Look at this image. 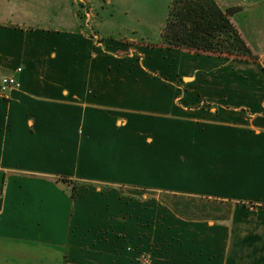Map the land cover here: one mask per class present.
Here are the masks:
<instances>
[{"label":"crops","instance_id":"crops-1","mask_svg":"<svg viewBox=\"0 0 264 264\" xmlns=\"http://www.w3.org/2000/svg\"><path fill=\"white\" fill-rule=\"evenodd\" d=\"M215 1L255 58L0 0V264H264V0Z\"/></svg>","mask_w":264,"mask_h":264},{"label":"trees","instance_id":"trees-1","mask_svg":"<svg viewBox=\"0 0 264 264\" xmlns=\"http://www.w3.org/2000/svg\"><path fill=\"white\" fill-rule=\"evenodd\" d=\"M237 7L223 10L215 0H173L162 45L235 58H255L232 21Z\"/></svg>","mask_w":264,"mask_h":264},{"label":"rangeland","instance_id":"rangeland-1","mask_svg":"<svg viewBox=\"0 0 264 264\" xmlns=\"http://www.w3.org/2000/svg\"><path fill=\"white\" fill-rule=\"evenodd\" d=\"M173 0H80L84 26L94 33V3L112 5L106 9L109 28L134 40L155 42L166 24ZM91 26V27H90ZM93 29V30H92ZM100 38V37H99ZM101 41V39H100ZM133 42V41H131Z\"/></svg>","mask_w":264,"mask_h":264},{"label":"built area","instance_id":"built-area-1","mask_svg":"<svg viewBox=\"0 0 264 264\" xmlns=\"http://www.w3.org/2000/svg\"><path fill=\"white\" fill-rule=\"evenodd\" d=\"M95 36V35H94ZM21 68H18V71H20ZM0 84L5 85V86H11V87H19L20 83L17 80L15 76H2L0 77ZM3 203H4V193L0 191V211L3 208ZM151 260L149 257H145V264H150Z\"/></svg>","mask_w":264,"mask_h":264}]
</instances>
